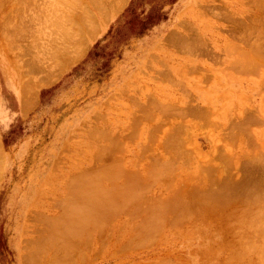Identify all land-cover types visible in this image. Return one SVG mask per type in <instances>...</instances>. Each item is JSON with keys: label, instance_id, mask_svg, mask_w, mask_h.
Here are the masks:
<instances>
[{"label": "rangeland", "instance_id": "rangeland-1", "mask_svg": "<svg viewBox=\"0 0 264 264\" xmlns=\"http://www.w3.org/2000/svg\"><path fill=\"white\" fill-rule=\"evenodd\" d=\"M88 1L0 0V264H264V1Z\"/></svg>", "mask_w": 264, "mask_h": 264}, {"label": "bare ground", "instance_id": "bare-ground-1", "mask_svg": "<svg viewBox=\"0 0 264 264\" xmlns=\"http://www.w3.org/2000/svg\"><path fill=\"white\" fill-rule=\"evenodd\" d=\"M68 1H69V0H68ZM89 1H90V0H89ZM89 1H88V2H89ZM263 1H264V0H263ZM121 2H122V1H121ZM121 2H120V4H121ZM65 3H66V2H65ZM94 3H95V2H94ZM97 3H98V2H97ZM97 3H96V4H97ZM101 4H102V3H101ZM120 4H117V3H116V5H117L116 7H117V8H115L114 11L117 12V10L121 9L120 7H121L122 5L120 6ZM99 5H100V4H99ZM118 5H119V6H118ZM72 7H74V6H72ZM97 7H99V6H97ZM114 7H115V6H114ZM103 9H104V8H103ZM79 10H80V9H79ZM88 12H89V11H88ZM100 13H101V12H100ZM107 13H108V12H107ZM70 14H71V13H70ZM75 14H76V13H75ZM115 14H116V13H115ZM71 15H72V14H71ZM104 15H105V14H104ZM230 15H231V14H230ZM69 17H70V16H69ZM69 17H68V18H69ZM105 17H106V16H105ZM57 18H58V17H57ZM77 18H78V17H77ZM85 18H86V17H85ZM107 18H108V16H107ZM215 18H216V17H215ZM55 19H56V18H55ZM55 19H54V20H55ZM69 19H70V18H69ZM71 19H72V18H71ZM87 19H88V17H87ZM66 20H67V19H66ZM81 20H82V19H80V22H81ZM103 20H104V19H103ZM57 21H58V20H57ZM73 21H74V20H73ZM77 21H78V20H77ZM89 21H90V20H89ZM84 24H86V23H84ZM87 24H89V23H87ZM58 25H60V23H59ZM90 27H91V26H90ZM62 28H63V27H62ZM64 28H65V27H64ZM94 28H95V27H94ZM253 28H254V27H253ZM60 29H61V27H60ZM65 29H66V28H65ZM80 29H81V28H80ZM96 29H97V28H96ZM256 30H257V29H256ZM78 31H79V29H78ZM78 31H77V32H78ZM94 33H95V32H94ZM94 33L92 32V33H90V34H94ZM88 34H89V33H88ZM170 34H171V32H170ZM241 34H242V33H241ZM173 35H174V34H173ZM62 36H63V35H62ZM63 37H64V36H63ZM6 38H7V37H6ZM9 38H10V37H9ZM9 38H7V39H9ZM88 38H90V37H88ZM236 38H238V37H236ZM56 39H57V38H56ZM56 39H55V40H56ZM60 39H61V38H60ZM66 39H67L68 42H69V39H68V38H66ZM55 40H54V41H55ZM62 40H63V39H62ZM239 40H240V38H239ZM252 41H253V40H252ZM242 42H243V41H242ZM72 43H73V42H72ZM85 43H86V42H85ZM173 43H174V42H173ZM253 43H254V41H253ZM53 44H54V42H53ZM60 44H61V43H60ZM177 45H179V43H178ZM251 45H252V44H251ZM251 45H250V46H251ZM256 46H257V45H256ZM49 47H50V46H49ZM53 48H54V47H53ZM53 48H52V49H53ZM66 48H67V47H66ZM258 48H259V47H258ZM49 49H50V48H49ZM61 50H62V49H61ZM67 50H68V49H67ZM175 50H176V48H175ZM182 50H183V49H182ZM251 50H252V49H251ZM259 50H260V49H259ZM46 51H47V50H46ZM187 51H188V50H187ZM256 51H257V50H256ZM260 51H261V50H260ZM260 51H259V52H260ZM79 52H80V51H79ZM82 52H83V51H82ZM212 52H213V51H212ZM259 52H258V53H259ZM47 53H48V52H47ZM60 53H61V52H60ZM198 53H199V52H198ZM238 53H239V52H238ZM245 53H246V52H245ZM255 53H256V52H255ZM52 54H53V53H52ZM66 54H67V53H66ZM78 54H79V53H78ZM219 54H220V53H219ZM189 55H190V54H189ZM53 56H54V55H53ZM65 56H66V55H65ZM75 56H77V54L74 55V58H76ZM199 56H200V55H199ZM218 56H219V55H218ZM58 57H59V56H58ZM79 57H80V56H79ZM242 57H243V56H242ZM52 58H53V57H52ZM70 58H71V57H70ZM77 58H78V57H77ZM199 58H200V57H199ZM201 58H202V57H201ZM262 58H263V57H262ZM210 59H211V58H210ZM244 59H245V58H244ZM55 60H56V59H55ZM212 61H213V60H212ZM57 62H59V61H57ZM214 62H215V61H214ZM244 62H245V61H244ZM246 62H247V61H246ZM215 63H217V62H215ZM215 63H214V64H215ZM242 64H243V63H242ZM252 64H253V63H252ZM237 65H238V64H237ZM218 66H219V65H218ZM229 66L231 67V65H229ZM240 66H242V65H240ZM192 68H193V67H192ZM235 68H236V67H235ZM186 69H187V68H186ZM227 69H228V68H227ZM232 69H233V68H232ZM232 69H231V70H232ZM257 69H258V68H257ZM187 70H188V69H187ZM208 71H209V70H208ZM234 71H235V70H234ZM198 72H199V71H198ZM203 72H204V71H203ZM209 72H210V71H209ZM206 74H207V73H206ZM199 75H200V74H199ZM207 75H208V74H207ZM233 75H234V74H233ZM256 75H257V74H256ZM201 76H202V75H201ZM210 80H211V78H210ZM170 83H171V82H170ZM217 83H218V82H217ZM174 84H175V83H174ZM176 84H177V83H176ZM23 85H24V84H23ZM179 85H180V82H179ZM27 88H28V87H27ZM28 89H30V88H28ZM22 90H23V89H22ZM24 90H25V89H24ZM26 90H27V89H26ZM26 90H25V91H22V92H26ZM31 91H32V90H31ZM25 99H26V98H25ZM31 102H32V101H31ZM178 103H179V102H178ZM165 105H166V104H165ZM167 105H168V104H167ZM172 106H174V105H172ZM28 107H29V106H28ZM142 107H143V106H142ZM150 109H151V108H150ZM153 109H154V108H153ZM170 109H171V108H170ZM183 109H184V108H183ZM154 110H155V109H154ZM173 110H174V109H173ZM173 110H172L171 113L174 112ZM181 110H182V109H181ZM22 111H23V110H22ZM166 111H167V110H166ZM175 111H176V110H175ZM179 111H180V110H179ZM177 112H178V111H177ZM182 112H183V110H182ZM186 113H187V112H186ZM169 114H170V113H169ZM174 114H175V113H174ZM179 115H180V114H179ZM182 115H183V114H182ZM177 116H178V115H177ZM211 116H212V115H211ZM175 117H176V116H175ZM178 117H179V116H178ZM181 117H182V116H181ZM184 117H185V116H184ZM189 119H190V118H189ZM190 121H191V120H190ZM214 123H215V122H214ZM140 125H141V124H140ZM195 125H196V124H195ZM185 126H186V125H185ZM170 127H171V125H170ZM190 127H191V125H190ZM199 127H200V126H199ZM215 127H216V126H215ZM126 129H127V128H126ZM161 130H162V129H161ZM170 131H171V130H170ZM125 132H126V131H125ZM89 134H90V133H89ZM178 134H179V133H178ZM97 135H98V134H97ZM160 135H161V134H160ZM188 136H189V135H188ZM103 138H104V137H103ZM118 139H119V138H118ZM171 139H172V138H171ZM171 139H170V140H171ZM107 140H109V139H107ZM110 140H111V139H110ZM118 141H119V140H118ZM124 141H125V140H124ZM155 141H157V140H155ZM182 142H183V141H182ZM164 143H165V142H164ZM183 143H184V142H183ZM113 144H114V143H113ZM121 144H122V142H121ZM186 144H187V143H186ZM109 145H111V144H109ZM171 145H172V144H171ZM111 146H112V145H111ZM113 146H114V145H113ZM108 147H109V146H108ZM115 148H116V147H115ZM104 149H105V148H104ZM114 153H115V152H114ZM98 155H99V153H98ZM101 157H102V155H101ZM172 158H173V157H172ZM0 159H1V158H0ZM155 159H156V158H155ZM123 162H124V161H123ZM258 162H262V159H261V161L258 160ZM157 163H158V162H157ZM188 163H189V162H188ZM209 163H210V162H209ZM117 164H118V163H117ZM120 164H121V163H120ZM120 164H119V165H120ZM0 166H1V165H0ZM116 166H117V165H116ZM204 167H205V166H204ZM216 167H217V166H216ZM152 168H153V167H152ZM158 169H159V168H158ZM175 169H176V167H175ZM169 170H170V169H169ZM100 171L102 172V170H100ZM100 171H99V173H100ZM160 171H162V170H160ZM172 171H173V170H172ZM97 172H98V171H97ZM104 172H105V171H104ZM149 172H150V170H149ZM152 172H153V171H152ZM152 172H151V173H152ZM200 172H201V171H200ZM167 173H168V172H167ZM146 174H147V173H146ZM152 174H153V173H152ZM97 175H98V174H97ZM97 175H96V176H97ZM104 175H105V174H103L102 177H103ZM153 175H154V174H153ZM99 176H100V175H99ZM210 176H211V175H210ZM212 176H213V175H212ZM104 177H105V176H104ZM151 177H152V176H151ZM109 178H110V177H109ZM109 178H108V179H109ZM124 178H125V177H124ZM145 178H146V177H145ZM145 178H144V179H145ZM154 178H155V177H154ZM102 179H103V178H102ZM214 179H215V177H214ZM110 180H111V179H110ZM108 181H109V180H108ZM125 181H126V180H125ZM156 181H157V180H156ZM212 181L215 182V180H212ZM217 181H218V180H217ZM158 182H159V181H158ZM75 183H76V182H75ZM217 183H218V182H217ZM123 184H124V183H123ZM238 184H239V183H238ZM240 184L243 185L242 183H240ZM152 185H153V184H152ZM234 185H235V183H234ZM244 185H245V184H244ZM122 186H124V185H122ZM239 186H240V185H239ZM246 186H247V185H246ZM246 186H245V187H246ZM104 187H105V186H104ZM107 188H108V187H107ZM241 188H243V186H241ZM241 188H240V189H241ZM105 189H106V187H105ZM113 190H114V189H113ZM109 191H110V190H109ZM133 191H134V190H133ZM133 191H132V192H133ZM118 192H119V190H118ZM120 192H122V191H120ZM132 192H131L130 195L134 194V193H132ZM143 192H144V191H143ZM128 193H129V192H128ZM137 193H139V192H137ZM140 193H141V192H140ZM72 194H73V193H72ZM105 195H106V194H105ZM136 195H137V194H136ZM109 196H110V194H109ZM132 196H134V195H132ZM258 196H259V195H258ZM115 197H117V196H115ZM126 197H127V196H126ZM138 197H140V196H138ZM129 198H130V196H129ZM165 198H166V197H165ZM170 198H171V197H170ZM196 198H197V197H196ZM230 198H231V197H230ZM107 199H108V198H107ZM143 199H144V198H143ZM176 199H177V198H176ZM178 199H179V198H178ZM198 199H199V198H198ZM200 199H201V198H200ZM221 199H223L224 201L227 202V199H226V198H220V200H221ZM69 200H70V199H69ZM135 200H137V199H135ZM187 200H188V199H187ZM58 201H59V200H58ZM62 201H63V200H62ZM111 201H112V200H111ZM132 201H133V200H132ZM167 201H168V200H167ZM171 201H172V200H171ZM128 202H129V201H128ZM150 202H151V201H150ZM163 202H164V201H163ZM163 202H161V203H163ZM178 202H179V201H178ZM178 202H177V203H178ZM226 202H225V203H226ZM112 203H113V202H112ZM126 203H127V202H126ZM164 203H165V202H164ZM61 204H62V203H61ZM69 204L71 205V203H69ZM113 204H114V203H113ZM141 204H142V203H141ZM151 204H152V202H151ZM158 204H159V203H158ZM221 204H223V203H221ZM257 204H258V203H257ZM260 204H262V203L260 202L259 205H260ZM67 205H68V204H67ZM126 205H127V204H126ZM128 205H129V204H128ZM155 206H156V205H155ZM59 207H60V206H59ZM73 207H74V205H73ZM149 207H152V206L150 205ZM168 207H169V206H168ZM260 207H262V206H260ZM157 208H158V207H157ZM70 209H71V208H70ZM112 209H113V208H112ZM161 209H162V207H161ZM164 209H165V208H164ZM61 210H62V209H61ZM65 210H66V209H65ZM81 210H82V209H81ZM81 210H79V211H81ZM84 210H86V209H84ZM261 210H262V209H261ZM261 210H260V211H261ZM66 211H67V210H66ZM70 211H71V210H70ZM79 211H78V212H79ZM157 211H158V209H157ZM258 211H259V210H258ZM74 212H75V211H73V213H74ZM119 212H121V211H119ZM143 212H144V211H143ZM146 212H147V211H146ZM153 212H154V211H153ZM162 212H163V211H162ZM162 212H161V213H162ZM60 213H61V212H60ZM63 213H64V212H63ZM117 213H118V212H117ZM151 213H152V212H151ZM154 213H155V212H154ZM154 213H153V214H154ZM261 213H263V212H261ZM69 214H70V213H69ZM75 214H76V213H75ZM82 214H83V213H82ZM115 214H116V213H115ZM147 214H149V213H147ZM173 214H174V213H173ZM256 214H258V213H256ZM259 214H260V213H259ZM139 215H140V214H139ZM145 215H146V214H145ZM57 216H58V215H57ZM156 216H157V215H156ZM252 216H253V215H252ZM255 216H256V215H255ZM257 216H259V215H257ZM263 216H264V215H263ZM66 217H67V216H66ZM78 217H79V216H78ZM138 217H139V216H138ZM147 217H148V215H147ZM147 217H145V218H147ZM151 217L158 221L157 218H155V217H153V216H151ZM157 217H158V216H157ZM37 218H38V217H37ZM42 218H43V217H42ZM55 218H57V217L55 216ZM128 218H129V217H128ZM134 218H135V217H134ZM141 218H142V217H141ZM261 218H262V216H261ZM33 219H34V218H33ZM53 219H54V218H53ZM81 219H82V218H81ZM142 219H144V217H143ZM40 220H41V219H40ZM42 220H43V219H42ZM47 220H48V219H47ZM150 220H151V222H152V219H150ZM161 220H162V219H161ZM256 220H257V219H256ZM263 220H264V219H263ZM51 221H52V219L50 220V222H51ZM159 221H160V220H159ZM159 221H158V225L160 226V222H161V221H160V222H159ZM162 221H163V220H162ZM50 222H49V223H50ZM69 222H70V221H69ZM81 222H82V221H81ZM99 222H100V221H99ZM139 222H140V220H139ZM256 222L258 223V221H256ZM45 223H46V225H47L48 222H45ZM54 223H55V222H54ZM70 223H71V222H70ZM103 223H104V222H103ZM149 223H150V222H149ZM257 223H256V224H257ZM57 224H58V223H57ZM68 224H69V223H68ZM156 224H157V223H156ZM249 224H250V223H249ZM252 224H253V223H252ZM259 224H260V223H259ZM259 224L257 225L258 227L260 226ZM66 225H67V224H66ZM70 225H71V224H70ZM140 225H143V224L141 223ZM262 225H263V224H262ZM262 225H261V227H262ZM106 226H107V225H106ZM112 226H113V225H112ZM152 226H153V225H152ZM154 226H155V225H154ZM161 226H162V225H161ZM263 226H264V225H263ZM137 227H138V226H137ZM258 227H257V228H258ZM133 228H134V227H133ZM141 228H143V227H141ZM145 228H147V227H145ZM262 228H263V227H262ZM41 229H42V228H41ZM161 229H162V228H161ZM255 229H256V228H255ZM158 230H159V229H158ZM98 231H99V230H98ZM159 231H160V230H159ZM73 232H75V231H73ZM71 233H72V232H71ZM77 233H78V232H77ZM100 233H101V232H100ZM136 233H137V232H136ZM72 234H73V233H72ZM64 235H65V234H64ZM46 236H47V235H46ZM262 236H263V235H262ZM42 237H43V236H42ZM144 237H145V236H144ZM144 237H143V238H144ZM259 237H260V236H259ZM52 238H53V237H52ZM65 238H66V237H65ZM49 239H50V238H49ZM62 239H63V238H62ZM85 239H86V238H85ZM85 239H84V240H85ZM149 239H150V238H149ZM137 240H138V239H137ZM263 240H264V239H263ZM23 241H24V240H23ZM42 241H44V240H42ZM45 241H46V240H45ZM49 241H50V240H49ZM52 241H53V240H52ZM61 241H62V240H61ZM76 241H77V240H76ZM81 241H82V240H81ZM21 242H22V241H21ZM137 242H138V241H137ZM142 242H143V241H142ZM146 242H147V241H146ZM146 242H145V243H146ZM248 242H249V241H248ZM57 243H58V242H57ZM244 243H245V242H244ZM262 243H263V242H262ZM70 244H71V243H70ZM128 244H129V241H128ZM140 244H141V243H140ZM67 245H68V244H67ZM55 246H56V245H55ZM27 247H29V246H27ZM31 247H32V246H31ZM69 247H71V246H69ZM32 248H33V247H32ZM261 248H262V247H261ZM263 248H264V247H263ZM263 248H262V249H263ZM23 249H25V248H23ZM67 249H68V248H67ZM70 249H71V248H70ZM249 249H250V248H249ZM39 250H40V249H39ZM71 250H72V249H71ZM80 250H81V249H80ZM26 251H27V250H26ZM32 251H33V250H32ZM39 252H40V251H39ZM39 252H38V253H39ZM31 253H32V252H31ZM38 253H37V254H38ZM262 253H264V249H263ZM59 254H60V253H59ZM68 254H69V253H68ZM78 254H79V253H78ZM61 255H62V254H61ZM34 256H35V254H34ZM34 256H33V258L35 259ZM56 256H57V255H56ZM56 256H55V257H56ZM263 256H264V255H263ZM27 257H28V256H27ZM27 257H26V258H27ZM60 257H61V256H60ZM260 257H261V256H260ZM26 258H25V259H26ZM28 258H31V257H28ZM36 258H37V257H36ZM42 258H43V257H42ZM263 258H264V257H263ZM34 259L31 258V259H29V260H30V261H31V260L34 261ZM23 260H24V257H23ZM29 260H28V261H29ZM35 260H36V259H35ZM39 260H40V257H39ZM262 260H264V259H262ZM28 261H27V263H26V260H24V264H29V263H30V264H31V263L34 264V263L36 262V261H35V262H32V261L30 262V261H29V263H28ZM50 261H51V260H50ZM53 261H54V260H53ZM73 261H74V260H73ZM80 262H81V261H80ZM263 262H264V261H263ZM37 263H38V262H37ZM37 263H36V264H37ZM49 263H50V262H49ZM56 263H57V262H56ZM259 263H261V262H259ZM38 264H39V263H38ZM53 264H55V263H53ZM66 264H67V263H66Z\"/></svg>", "mask_w": 264, "mask_h": 264}, {"label": "trees", "instance_id": "trees-1", "mask_svg": "<svg viewBox=\"0 0 264 264\" xmlns=\"http://www.w3.org/2000/svg\"><path fill=\"white\" fill-rule=\"evenodd\" d=\"M147 21H149V17L146 18V20L144 21V24H145V25L147 24Z\"/></svg>", "mask_w": 264, "mask_h": 264}, {"label": "crops", "instance_id": "crops-1", "mask_svg": "<svg viewBox=\"0 0 264 264\" xmlns=\"http://www.w3.org/2000/svg\"><path fill=\"white\" fill-rule=\"evenodd\" d=\"M16 251H17V248H16ZM18 252V251H17Z\"/></svg>", "mask_w": 264, "mask_h": 264}]
</instances>
